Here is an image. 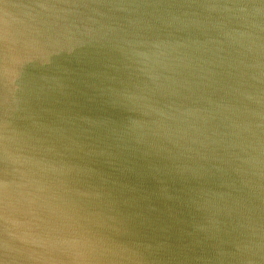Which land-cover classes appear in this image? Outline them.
I'll list each match as a JSON object with an SVG mask.
<instances>
[{
  "label": "water",
  "instance_id": "95a60500",
  "mask_svg": "<svg viewBox=\"0 0 264 264\" xmlns=\"http://www.w3.org/2000/svg\"><path fill=\"white\" fill-rule=\"evenodd\" d=\"M0 264H264V0H0Z\"/></svg>",
  "mask_w": 264,
  "mask_h": 264
}]
</instances>
